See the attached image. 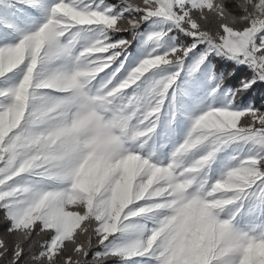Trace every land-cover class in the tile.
<instances>
[{
  "label": "snow or ice",
  "instance_id": "1",
  "mask_svg": "<svg viewBox=\"0 0 264 264\" xmlns=\"http://www.w3.org/2000/svg\"><path fill=\"white\" fill-rule=\"evenodd\" d=\"M39 7L37 0H0V81H5L0 84V124L10 125L16 112H24L20 126L0 143V211L11 222L7 232L16 235L9 264L22 260L23 242L32 237L37 226L49 239L39 237V251L29 264H87L84 257L93 236L98 238L96 243L104 244L129 229L143 231L137 218L153 219L155 226L110 254L170 264L164 238L157 234L170 223L173 201L179 195L176 189L187 181H194L193 191L199 189L207 200L226 202L217 212L229 211V218L223 219L228 230L213 241L205 264H264V255H258L264 251V230L243 231L235 226L245 201H250L254 210L264 211V111L233 107L237 99L233 92L220 107L202 109L166 164L155 163L135 150L137 144L142 147L143 138L155 132L170 95L175 98L174 86L186 62H191L192 73L207 70L216 56L245 64L253 78L243 81L242 89L264 80V0H232L230 4L228 0H120L119 5L105 0H56L35 31L20 35ZM149 20L169 27L148 35L150 50L122 79L113 73L97 87L93 83L97 76L118 62L131 43L113 40L110 33H135ZM174 30L187 42L173 43L175 35L169 33ZM84 32L92 34L90 42L76 50ZM61 56L74 61L71 70L46 69ZM121 68L122 62L116 72ZM13 73L19 79L7 83ZM82 76H86L90 91L104 97V103L125 123L131 122L127 161L132 164V178L118 198L113 195L116 177L96 191L76 195L48 174V164L29 171H18L19 162L9 164V143L34 118L33 109L39 104L55 110L62 102L63 90L54 82ZM142 85L147 86L142 99L127 95L129 88ZM197 86L193 80L192 88ZM219 91L218 86L213 87L209 95L215 97ZM238 142L251 143L258 151L239 159L210 182L206 172L217 154ZM201 150V155H194ZM165 172L167 179L158 181L157 175ZM37 190L39 195H35ZM0 249L8 250L4 238H0Z\"/></svg>",
  "mask_w": 264,
  "mask_h": 264
},
{
  "label": "clouds",
  "instance_id": "2",
  "mask_svg": "<svg viewBox=\"0 0 264 264\" xmlns=\"http://www.w3.org/2000/svg\"><path fill=\"white\" fill-rule=\"evenodd\" d=\"M85 78L56 80L54 86L63 90L62 102L55 110L38 104L33 109L34 118L12 137L7 149L9 164L19 162L18 171L48 164V174L76 195L86 193L81 187L85 173L91 172L89 191L102 188L113 177L116 182L120 180L123 171L118 165L131 155V122L125 123L119 113L104 103V97L90 91ZM23 116L21 109L10 125L0 124V143L20 126ZM156 178L166 180L167 173ZM193 187L194 181L181 182L177 187L179 195L173 201L172 219L157 234L164 238V252L170 264H200L210 254L213 241L228 230L221 219L222 211H216L226 202L209 201ZM35 195H39V190Z\"/></svg>",
  "mask_w": 264,
  "mask_h": 264
},
{
  "label": "rangeland",
  "instance_id": "3",
  "mask_svg": "<svg viewBox=\"0 0 264 264\" xmlns=\"http://www.w3.org/2000/svg\"><path fill=\"white\" fill-rule=\"evenodd\" d=\"M37 2L38 5L42 7H39V10H33L31 13L32 19L29 20L26 31H22L20 35L35 31L39 24L43 23L47 18L48 11L56 0H37ZM105 3L110 4L106 1ZM168 27L169 25L162 21L149 20L147 28L138 32L136 35L137 43L135 50L131 51L126 49L120 57V60L114 63L111 68L106 69L105 72L100 73L93 83L99 87L102 79L111 77L113 73H116L117 79H122L131 68H134L138 64L146 52L150 50L151 44L147 42L148 35L153 32L167 30ZM91 35L92 34L88 32L81 33L78 38V43L76 44V50L90 42ZM169 35H173V33H169ZM173 43H177L176 35ZM121 62L123 63V68H121L119 72H116V69L120 68ZM73 66L74 61H72L70 56H61L46 65V69L49 71L57 69L71 70ZM191 67V62H186L185 71L181 74V79L178 80L174 86L175 98L173 99L170 95L169 102L165 105L164 111L160 114L159 123L155 132L142 139V147L139 144L135 146V150L138 154L145 158H150L155 163L166 164L168 162L171 153L177 145L184 141L191 129L194 118L203 108L208 105L220 107L221 102L231 99V94L234 92L219 84L220 76L214 73L212 62H210L207 70L202 68L198 73H192ZM171 71L172 69L167 70V72ZM18 79V74H10L7 83L15 82ZM193 80L198 82V86L195 89L192 88ZM3 83H5V81H0V84ZM217 86L220 89L218 95L215 97L209 95L211 89ZM146 87V85H142L139 88H129L127 90V95L129 97L135 96L138 99H142ZM233 107L245 109L251 107V104L241 105L235 103ZM256 151H258V149L251 143L238 142L225 146L217 154L210 168L207 169L206 178L210 182H215L223 175L230 165L236 164L239 159ZM202 152L203 150L194 155L199 156ZM192 158L193 157H189V160ZM118 167H122L123 174L121 179L115 184L113 190L114 198H118L125 185H130L132 178V164L130 161H124L122 165H118ZM90 175L91 172L85 173V179L81 182V187L85 192L90 190V180L88 179ZM228 218L229 211L226 208L221 213V219ZM136 223L143 226V231L139 228L129 229L117 234L115 237L109 238V240L103 244V252L111 253L113 249L129 245L140 239L142 235H145L147 231H150L155 226V221L153 219L137 218ZM235 226L243 231H249L253 228H256L257 231L264 230V211L254 210V206H250V201H245L243 207L240 209V214L236 217ZM260 254L264 255V251ZM117 264H156V261L148 257H135L131 260L122 258ZM200 264H205V261L202 260Z\"/></svg>",
  "mask_w": 264,
  "mask_h": 264
},
{
  "label": "trees",
  "instance_id": "4",
  "mask_svg": "<svg viewBox=\"0 0 264 264\" xmlns=\"http://www.w3.org/2000/svg\"><path fill=\"white\" fill-rule=\"evenodd\" d=\"M110 4H120V0H105ZM232 0H228L230 4ZM122 6V5H121ZM127 16L128 13H125ZM148 21H145L140 25L135 33L131 31L124 32H115L110 33L113 40L123 39L129 40L131 43L127 47L128 50H135L137 38L136 35L138 32L143 31L147 28ZM176 35L177 43L187 42L183 38L182 33H174ZM213 65V71L215 74L219 75V84L222 87L229 88L236 93L237 104L248 105L251 104L252 108L259 109L264 111V80H256V83L253 84L248 89H242L241 83L253 78L252 70L245 64H237L232 60L225 59L223 57L216 56L211 59ZM11 222L4 219L3 212L0 211V238H4L6 241L7 251L0 249V252H4L3 255H0V264H9L11 259V253L13 244L16 240V235L14 233H8L7 229L10 226ZM39 237H43L44 240L49 239L45 237L43 233H40L39 226L33 232L32 237H29L23 242V247L25 249L22 260L17 261V264H29L33 254L39 251L38 243L42 242L39 240ZM97 237H92V243L88 250V255L84 257V260L87 264H117L122 258L120 256L111 255L110 253L103 252V244L96 243Z\"/></svg>",
  "mask_w": 264,
  "mask_h": 264
}]
</instances>
